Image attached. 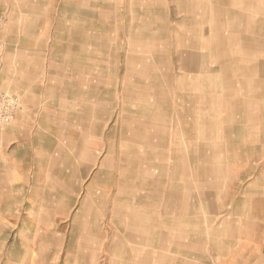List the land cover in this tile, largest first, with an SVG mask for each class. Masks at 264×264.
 <instances>
[{"label":"rangeland","instance_id":"obj_1","mask_svg":"<svg viewBox=\"0 0 264 264\" xmlns=\"http://www.w3.org/2000/svg\"><path fill=\"white\" fill-rule=\"evenodd\" d=\"M226 1L0 0V136L30 97L55 100L44 194L78 199L0 204V264H89L108 244L143 264H264V0Z\"/></svg>","mask_w":264,"mask_h":264},{"label":"crops","instance_id":"obj_2","mask_svg":"<svg viewBox=\"0 0 264 264\" xmlns=\"http://www.w3.org/2000/svg\"><path fill=\"white\" fill-rule=\"evenodd\" d=\"M30 88L36 87L22 81L21 87L15 88V91L29 92ZM41 100L38 101L35 96L30 97L29 102L27 101L28 107H35L36 110L33 109L35 111H29V114L21 116L0 136V204H3L2 209L13 211L15 203H27L30 208L26 215H60L66 205L74 204V209L76 208L78 203L76 184H72V187L71 184L64 185L62 191L54 189V193L50 195L44 194L45 175L42 174L50 173V167H40L37 155H43L44 152L52 157L51 148L54 146V140L52 137L45 138V132H51L52 125L61 122L62 116L46 112V108L49 109V104H54L55 100ZM40 101L41 108L44 109L38 111ZM54 130L55 133L59 132L56 127ZM239 131L248 133L249 129L241 127ZM34 153L36 154L32 156ZM22 177L24 180L21 185L18 180ZM73 178L76 181V175ZM22 194L23 199L18 200ZM48 209L52 212H48Z\"/></svg>","mask_w":264,"mask_h":264},{"label":"bare ground","instance_id":"obj_3","mask_svg":"<svg viewBox=\"0 0 264 264\" xmlns=\"http://www.w3.org/2000/svg\"><path fill=\"white\" fill-rule=\"evenodd\" d=\"M189 1V0H188ZM229 1V0H228ZM228 1H226L227 3H228ZM216 2V1H215ZM214 2V3H215ZM221 2H223V1H220L219 3H221ZM218 2H216L215 4H217ZM135 4H138V3H134V5ZM183 4V3H182ZM223 5L224 4H226V3H222ZM221 4V5H222ZM229 4V3H228ZM233 4H235V2L233 3ZM220 5V4H219ZM220 5V6H221ZM243 5V4H242ZM252 5V4H251ZM186 6V5H185ZM192 6V5H191ZM229 6V5H228ZM230 6H231V3H230ZM235 6V5H234ZM181 7V6H180ZM183 7V6H182ZM133 8H135V7H133ZM132 8V9H133ZM152 8V7H151ZM154 8V7H153ZM160 8V7H159ZM184 8V7H183ZM236 8V7H235ZM178 9V8H177ZM234 9V8H233ZM170 10V9H169ZM183 11H184V9H183ZM153 12H154V10H153ZM177 12V11H176ZM244 12V11H243ZM247 13V12H246ZM149 14V13H148ZM180 14V13H179ZM147 15V14H146ZM169 15H170V13H169ZM181 15V14H180ZM247 15V14H246ZM185 16V15H184ZM192 17V16H191ZM247 17V16H246ZM184 20V19H183ZM177 21V20H176ZM73 22V21H72ZM73 25V24H72ZM187 27H190V26H187ZM79 29H81V28H79ZM90 31V30H89ZM165 32H167V31H165ZM169 32V31H168ZM139 33H141V32H139ZM159 33V32H158ZM235 33V32H234ZM251 49V48H250ZM253 49V48H252ZM257 49V48H256ZM186 51V50H185ZM198 53V52H197ZM182 56V55H181ZM79 62V61H78ZM133 115H136V114H133ZM141 116V115H140ZM130 118V117H129ZM157 119V118H156ZM132 120V119H131ZM143 122V121H142ZM155 123V122H154ZM148 124V123H147ZM163 125V124H162ZM166 126V125H165ZM168 127V126H167ZM119 131V130H118ZM140 132V131H139ZM134 133V132H133ZM118 134V133H117ZM166 140V139H165ZM169 140V139H168ZM166 145V144H165ZM167 145H168V143H167ZM167 145H166V147H167ZM163 147V146H162ZM120 158V157H119ZM123 158V157H122ZM121 158V159H122ZM123 161H124V159H122ZM126 161V160H125ZM129 162V161H128ZM137 162V161H136ZM121 163V162H120ZM125 163V162H124ZM138 163H139V161H138ZM118 164V163H117ZM129 164V163H128ZM124 165V164H123ZM136 165H138V164H136ZM120 166V165H119ZM124 166H127V165H124ZM121 167V166H120ZM137 167V166H136ZM124 168V167H123ZM126 168V167H125ZM124 168V169H125ZM117 169H118V167H117ZM120 170V169H119ZM140 184V183H139ZM135 186V185H134ZM60 196V195H59ZM65 198V197H64ZM112 198V197H111ZM114 199V198H113ZM115 200V199H114ZM140 200V199H139ZM146 201V200H145ZM123 202V201H122ZM124 203V202H123ZM137 203V202H136ZM168 206V205H167ZM167 206H166V208H167ZM165 209V208H164ZM165 212V211H164ZM163 212V213H164ZM113 223V222H112ZM111 223V224H112ZM114 224V223H113ZM142 226V225H141ZM97 235V234H96ZM126 235V234H125ZM122 236V235H121ZM99 238V237H98ZM119 239H120V237H119ZM122 241V240H121ZM131 242H133L134 243V241H131ZM119 243V242H118ZM121 243V242H120ZM130 243V242H129ZM137 245V244H136ZM147 245H148V243H147ZM136 247V246H135ZM123 248H124V246H123ZM94 249V248H93ZM120 249V248H119ZM118 248H114V247H112V246H109V244L103 249V250H101L100 252H102V253H99V255H91L90 256V262H89V264H100V261H101V259L104 257V259L102 260V262H103V264H116V262L114 261V258L115 257H123L124 258V260L127 258V259H132L131 260V262L132 263H134V264H143V262L141 261V260H134V256H136L138 259H140V255H141V253H142V250H140V249H137V248H135V249H130V250H128V251H121V250H119ZM148 249H149V247H148ZM84 250V249H83ZM124 250V249H123ZM127 256V257H126ZM146 257V256H145ZM122 258V259H123ZM99 262V263H98ZM101 262V263H102ZM115 262V263H114ZM128 262V261H127ZM120 264H123L122 262H120ZM124 264H126V263H124Z\"/></svg>","mask_w":264,"mask_h":264}]
</instances>
